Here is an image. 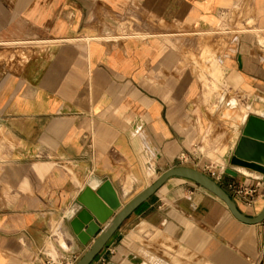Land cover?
<instances>
[{
	"label": "crops",
	"instance_id": "obj_1",
	"mask_svg": "<svg viewBox=\"0 0 264 264\" xmlns=\"http://www.w3.org/2000/svg\"><path fill=\"white\" fill-rule=\"evenodd\" d=\"M131 21L143 38L120 35ZM222 22L235 32L223 37L221 65L207 64L211 85L198 38L212 32L214 53ZM250 115L264 119V0H0V264H45L44 247L78 262L90 244L70 211L86 186L110 181L125 205L178 166L257 215L264 174L230 163ZM234 185L252 189L254 204ZM91 264H264V222L241 223L174 177Z\"/></svg>",
	"mask_w": 264,
	"mask_h": 264
},
{
	"label": "water",
	"instance_id": "obj_2",
	"mask_svg": "<svg viewBox=\"0 0 264 264\" xmlns=\"http://www.w3.org/2000/svg\"><path fill=\"white\" fill-rule=\"evenodd\" d=\"M230 163L264 174V119L250 115L242 125L240 137L233 149ZM226 173L236 177L230 169ZM189 180L222 201L239 222L257 225L264 222V207L255 216L242 213L231 196L208 175L189 167L178 166L160 175L151 185L122 205L110 181L97 187L86 186L71 209L70 227L83 245L90 244L76 264H91L122 222L148 200L168 179Z\"/></svg>",
	"mask_w": 264,
	"mask_h": 264
},
{
	"label": "rangeland",
	"instance_id": "obj_3",
	"mask_svg": "<svg viewBox=\"0 0 264 264\" xmlns=\"http://www.w3.org/2000/svg\"><path fill=\"white\" fill-rule=\"evenodd\" d=\"M134 23L138 24V22H129V23H119V26H118V31L120 33V35H122V31H126V28H129V31L130 33H128L129 35L127 36H132V37H136V38H143L144 35L138 33L135 31V28H134ZM232 24H234L233 22H231V24L229 22H222V24L218 27V33L221 35L220 37V45H218L215 49V52L214 53H210V51H212L213 48H210V47H213V34L212 32L209 34V33H205V34H199V46H200V50H202V52L199 54V57H197V60L200 65H204V68L200 70V72H202L206 78H202L204 81H206V83H209L211 85H214V83L216 82V77L215 75L213 74V72H211V70H208L207 69V64L208 63H211L214 61V59H216L218 61V63H222V51H224V46L226 45L224 42H223V37L226 36V33L227 32H231L232 34L235 32V30L232 28ZM246 30L245 28L241 27L238 29V31H244ZM221 65V64H220ZM222 78V77H221ZM223 80V79H222ZM222 82V81H220ZM212 92H214L215 94L219 95V93L221 92V89H215L213 88L211 90ZM220 91V92H219ZM241 105H243L242 102H239ZM224 105H226V107L230 110L229 113L231 112H234L236 109H237V105L235 102H231L230 105L228 103H223ZM212 109L214 110L215 109V105L214 107H212ZM228 114V113H227ZM236 114V117L239 118V114L238 113H235ZM225 126H229V125H225ZM231 127H236V123L232 122ZM221 152V153H220ZM225 152V151H223ZM222 152V150H217L215 154L213 153H210V154H207V157L212 160V161H220V159L217 157V155H223L224 153ZM62 246L64 248H66L63 244ZM77 263V261H76Z\"/></svg>",
	"mask_w": 264,
	"mask_h": 264
},
{
	"label": "built area",
	"instance_id": "obj_4",
	"mask_svg": "<svg viewBox=\"0 0 264 264\" xmlns=\"http://www.w3.org/2000/svg\"><path fill=\"white\" fill-rule=\"evenodd\" d=\"M233 192L242 199L246 205L251 206L255 202V198L252 196L254 191L246 187L232 186ZM51 238L53 233L51 232ZM42 254L46 256L45 264H76V259L73 257H65L59 251L52 249L51 247H44L41 250ZM53 253V254H52Z\"/></svg>",
	"mask_w": 264,
	"mask_h": 264
},
{
	"label": "bare ground",
	"instance_id": "obj_5",
	"mask_svg": "<svg viewBox=\"0 0 264 264\" xmlns=\"http://www.w3.org/2000/svg\"><path fill=\"white\" fill-rule=\"evenodd\" d=\"M222 81H224V80H222ZM240 109H242L243 110V108H240ZM225 150V149H224ZM223 152V151H222ZM221 153V152H220ZM224 153V152H223Z\"/></svg>",
	"mask_w": 264,
	"mask_h": 264
}]
</instances>
